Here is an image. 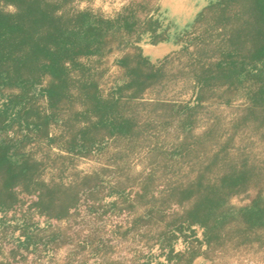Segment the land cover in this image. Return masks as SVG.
<instances>
[{
  "label": "trees",
  "instance_id": "obj_1",
  "mask_svg": "<svg viewBox=\"0 0 264 264\" xmlns=\"http://www.w3.org/2000/svg\"><path fill=\"white\" fill-rule=\"evenodd\" d=\"M2 1L16 10L4 11ZM67 1L0 0V89L16 90L0 102V135L19 123L39 140L50 144L59 137L70 150L80 152L113 136L128 139L134 148L153 133L157 140L151 153L159 179H169L159 191L160 199L152 196L155 205L177 202L186 207L185 219L204 225L208 239L216 244H222L223 226L238 214L249 224L264 223L260 194L240 212L228 205L232 196L261 182L260 172L247 157L225 153L227 145L220 144L215 126L200 137L194 135L199 108L214 95L231 98L242 91L250 102L247 118L264 119V0H211L197 15L192 32L188 27L176 34L190 42L183 48L186 61L178 72L195 82L196 98L180 109L155 102V110L161 107L162 113L144 122L138 107L149 104L137 99L167 74L150 67L142 54H128L119 62L127 69V81L118 96L104 95L79 58L102 54L114 27L89 12L67 8ZM150 19L152 28L158 21ZM140 21L134 13L120 17L119 28L133 33ZM170 35L163 32L161 38L168 40ZM41 99L47 106L40 104ZM174 121L184 134L182 140H161V128ZM11 144L0 143V212L12 210L20 203V194L29 193L37 196L32 207L61 220L78 204L85 188L99 183L97 175L46 182L43 158L19 153ZM152 191L143 189L141 198ZM32 233L25 234L26 241Z\"/></svg>",
  "mask_w": 264,
  "mask_h": 264
},
{
  "label": "rangeland",
  "instance_id": "obj_2",
  "mask_svg": "<svg viewBox=\"0 0 264 264\" xmlns=\"http://www.w3.org/2000/svg\"><path fill=\"white\" fill-rule=\"evenodd\" d=\"M210 1L68 0L67 8L89 12L114 27L102 54L81 56L79 62L95 75L104 95L114 92L118 96L120 86L128 79L120 60L128 54L133 57L142 54L150 67L167 75L162 83L149 87L137 99L149 104L138 107L141 121L162 113L161 107L155 110V102L180 109L195 100L197 88L192 79L178 72L186 61L183 48L190 42L176 34L188 27L192 32L197 15ZM1 8L6 12L16 10L15 5L4 1ZM132 13L141 20L135 31L120 30V17ZM150 18L158 21L152 28ZM163 32L170 33V39H162ZM15 91L0 89V102ZM225 96L214 95L202 102L194 135L200 137L215 126L220 144L227 145L225 153L231 158L247 157L255 171L260 172L261 182L232 196L228 205L239 211L260 194L264 207V119L247 118L250 102L242 91L233 93L231 98ZM40 104L47 106V100L41 99ZM56 126H52L55 131ZM176 126L174 121L170 127H160V139L181 141L184 134ZM156 140L152 133L148 140L131 148L124 137H106L92 149L76 152L59 137L49 144L19 123L11 124L0 135V143L11 142L19 153L32 152L36 158H43L46 167L42 178L46 182L61 179L72 182L78 176L97 175L99 183L85 188L78 204L61 220L49 218L32 207L37 199L35 194H20L19 204L0 212V263L264 264V223L249 224L238 214L223 226L222 244H216L208 239L204 225L185 219L186 207L177 202L154 204L152 196H159L169 180L159 179L161 172L153 161L151 148ZM146 188L153 191L142 199L140 195ZM31 232V240L26 241L25 234Z\"/></svg>",
  "mask_w": 264,
  "mask_h": 264
}]
</instances>
